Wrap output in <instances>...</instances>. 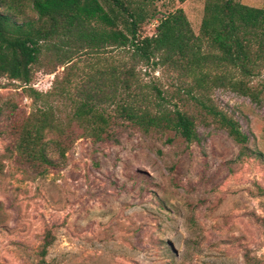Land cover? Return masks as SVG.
I'll use <instances>...</instances> for the list:
<instances>
[{
	"label": "rangeland",
	"instance_id": "374dc122",
	"mask_svg": "<svg viewBox=\"0 0 264 264\" xmlns=\"http://www.w3.org/2000/svg\"><path fill=\"white\" fill-rule=\"evenodd\" d=\"M32 1L0 0V12L16 24L36 21ZM206 1L124 0L142 17L141 36L155 35L163 17L182 9L208 54L216 50L200 36ZM239 1L264 8V0ZM55 61L43 54L27 85L0 78V264H39L47 233L50 264H264V99L257 105L229 89L212 92L247 136L244 147L198 122L192 143L130 125L116 128L117 141H94L57 92L74 93L95 69L131 63L112 48L77 54L63 67ZM136 68L160 89L184 72L168 63ZM29 88L43 96L33 101ZM44 110L73 136L42 132L52 165L16 147L34 137Z\"/></svg>",
	"mask_w": 264,
	"mask_h": 264
},
{
	"label": "trees",
	"instance_id": "16d2710c",
	"mask_svg": "<svg viewBox=\"0 0 264 264\" xmlns=\"http://www.w3.org/2000/svg\"><path fill=\"white\" fill-rule=\"evenodd\" d=\"M32 8L37 20L21 24L0 12V78L29 84L34 67L45 53L55 58L54 67L70 64L77 54L108 48L131 63L95 69L74 93L57 92L70 103L72 118L82 126V134L94 141H117L116 128L130 125L143 134L173 132L192 143L199 140L198 122L223 130L241 147L247 143L238 122L211 96L219 88L257 105L264 99V8L246 6L239 0H207L200 36L216 50L208 54L198 49V38L193 36L182 9L163 17L155 35L141 36L138 25L142 17L124 0H33ZM166 63L185 73L166 89L154 82H142L136 66L154 70ZM260 76V87L253 86V79ZM29 95L35 102L43 96L31 88ZM39 115L40 126L34 137L26 134L25 141L16 147L22 155L32 159L39 156L52 165L44 154L47 143L41 142L43 133L63 134L64 140L73 136L61 129L59 116L47 110L39 111ZM59 154L63 157L64 151ZM49 237V233L44 237L39 264H50L45 260Z\"/></svg>",
	"mask_w": 264,
	"mask_h": 264
}]
</instances>
